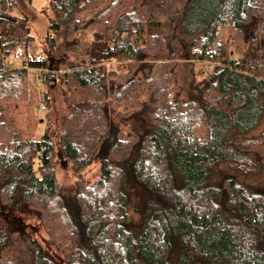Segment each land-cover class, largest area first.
<instances>
[{
  "label": "trees",
  "instance_id": "1",
  "mask_svg": "<svg viewBox=\"0 0 264 264\" xmlns=\"http://www.w3.org/2000/svg\"><path fill=\"white\" fill-rule=\"evenodd\" d=\"M194 1L50 0L48 59L10 66L32 0H0V264H20L17 240L31 264H264V0H214L184 27ZM180 61L204 65L185 96ZM31 67L63 88L57 142L36 137L54 103ZM95 161L64 194L57 165Z\"/></svg>",
  "mask_w": 264,
  "mask_h": 264
},
{
  "label": "rangeland",
  "instance_id": "2",
  "mask_svg": "<svg viewBox=\"0 0 264 264\" xmlns=\"http://www.w3.org/2000/svg\"><path fill=\"white\" fill-rule=\"evenodd\" d=\"M187 0H180V2L184 3ZM214 0H195L188 8L186 9V16L183 26H197L200 23V19L202 15L205 14L208 7L212 5ZM25 11L29 17V25L31 28V34L33 35L32 41L29 43L27 49H21V56L16 58L15 54H12L10 58L7 60L8 65L10 66H21L23 61L26 58L27 54L34 55L38 57L39 55H44L48 59V54L46 53V49H48V44L45 41V36L48 30V25L50 18L53 17L52 10L50 8V0H32L31 3L25 4ZM163 10L153 2L149 6V18L154 19L159 12ZM18 9H14V13H18ZM88 18H92V14L88 15ZM178 19V15L175 17ZM170 19L168 18V22ZM167 22V23H168ZM87 26V25H86ZM86 32L88 36L93 32V24L90 23L82 32ZM81 32V33H82ZM66 38V26L64 21H62V28L56 33V50L54 52V56L59 57L62 56L65 52L64 40ZM178 78L180 83L184 86V96L186 95L189 85L192 79V71L193 73H200L204 69L203 63H191L187 61H180L178 64ZM47 71L44 73L43 70ZM196 70V71H195ZM30 72V77L32 82L38 87L40 93L42 94L45 89L49 90L51 96L53 97L54 106L51 109V118L48 120L46 118V109H42L43 106L47 107L45 103H39V115L43 118V121L39 123L37 127L36 137L39 138L44 130L49 126L51 131L53 130L54 140L57 142L60 133H61V118L66 115L65 104L63 101V94L59 81L50 80L47 84L43 82V78L46 79V74L52 72L53 69L49 68H30L28 70ZM53 84V85H52ZM99 162H93L90 164L85 170H83L79 174H74L69 162H61L57 165V175L59 178V182L62 186H65L66 191L64 194H71V184L76 181L79 177L85 178L87 181H93L99 176ZM65 183V184H64ZM35 222V221H34ZM38 233V238L42 239V229L40 228ZM17 248L18 257L20 260V264H31L33 261V255L27 245L21 240H17L15 245ZM13 253V252H12Z\"/></svg>",
  "mask_w": 264,
  "mask_h": 264
},
{
  "label": "built area",
  "instance_id": "3",
  "mask_svg": "<svg viewBox=\"0 0 264 264\" xmlns=\"http://www.w3.org/2000/svg\"><path fill=\"white\" fill-rule=\"evenodd\" d=\"M15 54H16V57H19L21 55V51L18 49V50H16ZM43 60H45V56L44 55H39L38 57H35L34 55H27L26 58H25V61H27V62L43 61ZM41 70H43L44 73L47 71L46 69H41ZM42 109L45 110V106H43Z\"/></svg>",
  "mask_w": 264,
  "mask_h": 264
},
{
  "label": "water",
  "instance_id": "4",
  "mask_svg": "<svg viewBox=\"0 0 264 264\" xmlns=\"http://www.w3.org/2000/svg\"><path fill=\"white\" fill-rule=\"evenodd\" d=\"M251 34L253 35V32H251ZM53 76H54V73H47L46 80L47 81L56 80Z\"/></svg>",
  "mask_w": 264,
  "mask_h": 264
}]
</instances>
